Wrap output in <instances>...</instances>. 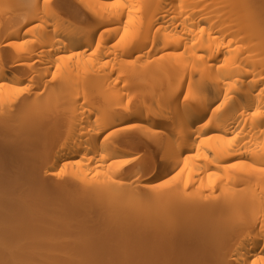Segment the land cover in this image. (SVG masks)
I'll use <instances>...</instances> for the list:
<instances>
[{
	"label": "bare ground",
	"instance_id": "bare-ground-1",
	"mask_svg": "<svg viewBox=\"0 0 264 264\" xmlns=\"http://www.w3.org/2000/svg\"><path fill=\"white\" fill-rule=\"evenodd\" d=\"M0 264H264V0H0Z\"/></svg>",
	"mask_w": 264,
	"mask_h": 264
}]
</instances>
